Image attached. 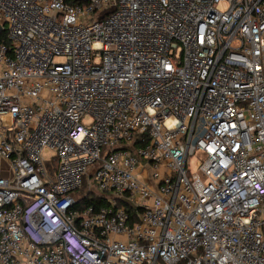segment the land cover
Returning <instances> with one entry per match:
<instances>
[{
	"label": "built area",
	"instance_id": "built-area-1",
	"mask_svg": "<svg viewBox=\"0 0 264 264\" xmlns=\"http://www.w3.org/2000/svg\"><path fill=\"white\" fill-rule=\"evenodd\" d=\"M0 157V264H264V0H0Z\"/></svg>",
	"mask_w": 264,
	"mask_h": 264
},
{
	"label": "trees",
	"instance_id": "trees-1",
	"mask_svg": "<svg viewBox=\"0 0 264 264\" xmlns=\"http://www.w3.org/2000/svg\"><path fill=\"white\" fill-rule=\"evenodd\" d=\"M66 1H68L70 3H74L76 0H66ZM6 41L9 43V40L7 38H6ZM140 138H141V136H138L135 138L136 145L146 143V141L141 142ZM86 186H87V184L85 183L84 187H86ZM83 188H81L79 192H81ZM113 203H114L113 199L109 198L105 194L94 192V193L87 195V193H86L84 196L79 197L76 208L82 210V209H84L88 206H91V205L95 206V208H99L101 206L112 205ZM117 206H119V201H117ZM179 264H185V262L182 261Z\"/></svg>",
	"mask_w": 264,
	"mask_h": 264
},
{
	"label": "crops",
	"instance_id": "crops-1",
	"mask_svg": "<svg viewBox=\"0 0 264 264\" xmlns=\"http://www.w3.org/2000/svg\"><path fill=\"white\" fill-rule=\"evenodd\" d=\"M12 175V170L9 161L0 157V176L9 177Z\"/></svg>",
	"mask_w": 264,
	"mask_h": 264
},
{
	"label": "rangeland",
	"instance_id": "rangeland-1",
	"mask_svg": "<svg viewBox=\"0 0 264 264\" xmlns=\"http://www.w3.org/2000/svg\"><path fill=\"white\" fill-rule=\"evenodd\" d=\"M194 161H195V159H192L191 160V165H192V167H194ZM87 193V187H84L83 189H82V191L81 192H79L78 194H77V197L79 198V197H82V196H84L85 194Z\"/></svg>",
	"mask_w": 264,
	"mask_h": 264
}]
</instances>
